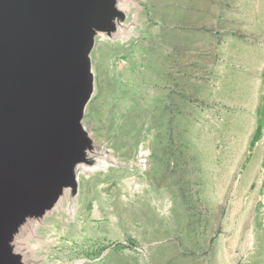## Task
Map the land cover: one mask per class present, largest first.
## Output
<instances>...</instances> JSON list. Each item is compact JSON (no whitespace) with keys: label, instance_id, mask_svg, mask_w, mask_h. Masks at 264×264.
<instances>
[{"label":"rangeland","instance_id":"374dc122","mask_svg":"<svg viewBox=\"0 0 264 264\" xmlns=\"http://www.w3.org/2000/svg\"><path fill=\"white\" fill-rule=\"evenodd\" d=\"M112 4L111 36L89 52L95 89L80 117L94 162L74 156L54 200L13 228L11 252L22 250L20 264H263L250 244L264 235V0ZM216 123L246 131L225 185L214 178L224 162ZM224 140L218 150L231 152ZM257 147L245 183L256 197L241 214L233 181ZM103 150L117 164L92 172Z\"/></svg>","mask_w":264,"mask_h":264},{"label":"bare ground","instance_id":"6f19581e","mask_svg":"<svg viewBox=\"0 0 264 264\" xmlns=\"http://www.w3.org/2000/svg\"><path fill=\"white\" fill-rule=\"evenodd\" d=\"M44 1L46 2L47 0ZM44 1L40 2L41 9L43 12H45V14L47 11H49L48 15H50V11L52 10L60 11L63 7V4L64 7H66V5H73L71 16L70 14L64 12L61 20H57L59 19V13H55L51 17L49 16L52 21L45 17H41L43 21H46V23H51L52 26L56 24L55 26L58 29H55L52 33L61 42L68 45V47L77 51L87 52L95 46V42L98 37L102 41H105L111 36L110 28L108 27L104 33L93 34V30L88 27L87 22H106L107 15L105 9L107 6L111 7L113 5V0H87L86 3H83L84 1L82 0V5L80 6L77 5L76 0H49L53 3L54 8L48 4L50 7L49 8ZM34 2L35 0H0V11L7 12L5 9L8 8L12 13L17 14L20 12V10L28 7L29 4ZM102 5L105 8H103ZM68 16H70V18H68ZM33 17L35 18V16L29 15V18ZM65 20H68L70 23H66ZM46 23L44 22L42 24L44 26H48ZM74 23H77L75 27L76 29H74ZM49 28L51 30L53 29L51 27ZM122 32L125 33V31ZM0 34V47L3 48V50L6 49L3 55L8 62V65L17 71V60L19 59L20 61L24 62L23 66H26V69L22 71L26 79L28 74L31 72L36 77H39L37 68L38 56L36 51L29 45L28 41L24 37L19 36L10 24L4 22H0ZM119 38L124 40L126 37L120 36ZM27 67L30 69H27ZM28 82V86L30 88L28 89L29 97L34 99L37 97V99L39 98V101L41 99L43 104H45V107H47L50 103L43 94L42 89L41 91L36 90L34 88L35 86L33 85V82ZM220 92H222V90ZM92 96L93 94L91 97ZM90 99L85 102V105H83L84 107L77 105L73 107L59 108L56 111L57 115L53 116L52 118L49 117L51 116L52 111L47 114L49 117L47 120H50L47 124L50 126L51 130L48 138L46 139L49 141L47 146L48 151L46 153L47 158L49 159L50 169L46 171L45 168H42L40 170L42 173L47 172V175L43 174V176H41V172L39 173L38 170L35 169L33 163L21 162L17 164L13 162L17 154L24 151L25 145H17L14 143L16 145H13V147H10V150H7L9 149L7 147L8 141L5 139L10 136L17 135V133L23 129L24 125L17 122H11L5 125L2 124V126H0V264H20L21 262L20 254L22 253V250L20 248L16 250L17 258H15L11 252V248L9 247V240L12 235L13 228L16 224L18 225L19 222L23 221V215L29 210V208L26 207L31 203H33L34 206L40 205V207H42L44 206L45 201L49 202L51 199L56 197L58 190H56L57 180L55 177H64V174L72 173L74 156H79L83 161L87 160L88 162H92L93 145L91 143V139L87 137L86 133V126L88 125H83L79 117L81 109L85 110L87 108V104ZM45 112V108L40 106L37 107L36 105L35 108L31 107V112L29 114H41V117H43ZM81 129L84 131V139L85 136L87 138L85 142L86 144L81 141L83 136L82 132H80ZM213 130L215 136L218 137L216 141L217 156L224 161L220 167H217L219 172L215 174L214 178L221 177V179L217 182L221 184L222 181L225 185L228 183V180L231 176L229 170L231 162L229 160H233V158L228 157L231 154L232 157L235 158L241 156L246 131L240 127H228L227 130H224L222 125L219 127L217 123ZM229 132H234L237 137L230 138ZM224 138L229 139L230 142L231 140L233 141L231 152L225 148L227 142L224 140ZM219 144L224 145L225 149L222 147L223 149L221 148L218 150ZM200 147L202 146L200 145ZM103 152L105 155H103L98 163L93 167L91 170L92 172L95 170L98 171L101 169H107L112 164H117L110 155H106L107 150H103ZM145 155L146 151L139 149V159H137V161L141 165L142 169L145 165L144 162L147 159H142L140 157H144ZM262 157V147H257L254 150V157L245 169L243 175H238L236 179L234 178L232 186V189H234V204H236L235 209L240 211L241 214L244 213L246 206L251 205L252 201L256 197V192L250 191L246 184L249 183L250 178L253 176L255 171H257ZM36 167L39 168L40 165ZM81 172L86 173L87 166H83L81 168ZM44 177H48L49 181H45ZM43 181V187H45V189L42 191L39 189V182ZM48 193H50V196H48ZM238 226L240 228L241 224ZM251 238H253L254 243L250 244L254 247V256L258 258L262 257V259H264V235L252 233ZM242 246L245 247V244Z\"/></svg>","mask_w":264,"mask_h":264},{"label":"water","instance_id":"95a60500","mask_svg":"<svg viewBox=\"0 0 264 264\" xmlns=\"http://www.w3.org/2000/svg\"><path fill=\"white\" fill-rule=\"evenodd\" d=\"M41 1L43 2L44 0H35L34 3L29 4L28 7L20 10L17 14L12 13L8 8L5 9L7 12L0 11V22L10 24L14 31L19 36L24 37L29 45L36 51L39 73V77H36L31 72L26 79L25 75L22 73V71L26 69V66H23L24 62L18 59L17 71H15L8 65L3 55L6 49L3 50V48L0 47V126L11 122L24 125L23 129L18 132L17 135L5 139L8 141L7 147L9 149L7 150H10V147L16 144L25 145L24 151L18 153L13 162L17 164L21 162L33 163V166L39 173L42 168H45L46 171L50 169L49 159L46 153L48 151L47 146L49 141L46 139L51 130L50 126L47 124L50 120L47 119L57 115L56 111L59 108L85 105V102L90 99L95 89V79L91 68V57L89 53L90 50L81 52L68 47V45L61 42L52 33L55 29H58L55 26L56 24L52 26L51 23H46V21L41 19V17H45L51 20L50 17L52 15L59 13V19L57 20H61L64 12L71 16L73 5H66V7H64L63 4L64 8L62 7L60 11L52 10L50 11V15H48L49 11H47L46 14L42 11L40 5ZM76 1L78 6L82 5V0ZM83 1V3L87 2V0ZM45 4H47V6L49 4L54 8L53 3L49 0H47ZM102 7L105 8L103 5ZM105 11L107 15L106 22H87L88 27L93 30V34H96L97 29L106 30L107 27L110 28L109 17L114 10H112L110 6H107ZM29 15H33L35 18H29ZM70 16H68V18H70ZM65 21L66 23H70L68 20ZM44 22L53 29L51 30L48 26H44L42 24ZM76 24L77 23L73 24L74 29H76ZM27 69L30 68L27 67ZM28 81L33 82L36 90L41 91L42 89L43 94L50 103L49 105L47 104V107H45L41 99L39 101L37 97L36 99L29 97L28 89L30 88L28 86ZM36 105L37 107L40 106L45 108L46 112L43 117H41V114H29L31 112V107L35 108ZM50 111H52V114L48 117L47 114H49ZM82 113L83 109H81L79 117H81ZM80 132H82L83 135L81 140H86L84 139V131L81 129ZM39 165L40 167L37 168L36 166ZM41 174V176H43V174L47 175V172H41ZM65 175L66 174H64V176ZM63 178L64 177L61 176L58 178L55 177L57 180L56 190H58V193L64 182ZM48 179L47 177L44 180L49 181ZM70 182L75 186L74 177H71ZM39 185L40 188H38L43 191L45 189V187H43L44 181L39 182ZM48 194V196H50V193ZM53 200L54 199H51L49 202L45 201L42 207H40V205L35 206L42 209ZM35 206L31 203L26 208Z\"/></svg>","mask_w":264,"mask_h":264}]
</instances>
